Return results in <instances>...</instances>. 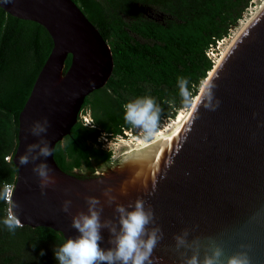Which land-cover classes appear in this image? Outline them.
I'll use <instances>...</instances> for the list:
<instances>
[{
	"label": "water",
	"instance_id": "water-1",
	"mask_svg": "<svg viewBox=\"0 0 264 264\" xmlns=\"http://www.w3.org/2000/svg\"><path fill=\"white\" fill-rule=\"evenodd\" d=\"M0 8L13 19L39 23L53 43L14 127L9 162L17 174L12 200L20 206L16 211L22 224L53 229L65 241L76 238L80 234L72 218L89 214L87 198L96 197L105 225L100 246L108 250L115 247L113 232H120L117 206L131 211L142 199L145 210L154 212L149 233L157 227L163 232L153 264H187L193 255L203 264L216 248L223 251L218 264H227L238 252H246L251 264H264V5L206 84L215 85L211 103L219 101V106L214 111L204 107L205 85L173 149L143 191L130 195L123 156L89 177L62 170L53 154L45 159L38 149L30 154L32 162L19 164L32 144L43 147L44 140L54 149L63 138H76L72 126L82 103L105 85L113 58L107 41L73 0H0ZM45 117L50 122L47 134L31 135V126ZM42 163L55 180L43 189L32 170ZM177 236L184 237L183 246H177Z\"/></svg>",
	"mask_w": 264,
	"mask_h": 264
},
{
	"label": "trees",
	"instance_id": "trees-1",
	"mask_svg": "<svg viewBox=\"0 0 264 264\" xmlns=\"http://www.w3.org/2000/svg\"><path fill=\"white\" fill-rule=\"evenodd\" d=\"M110 46L113 68L105 83L87 95L80 111H88L93 126L78 116L76 138L54 146V160L64 171L93 172L111 160V151L96 144L101 134L114 137L134 130L124 105L150 95L162 109L159 124L176 117L185 106L178 78L189 81L192 105L204 79L214 68L206 56L209 44L228 35L250 0H73ZM157 10L159 17L147 10ZM39 23L13 19L0 8V189L14 186L15 165L9 162L17 114L21 111L52 48ZM9 203L0 200V264H59L54 255L66 241L43 226L23 224L9 231L3 220ZM44 255H41V252Z\"/></svg>",
	"mask_w": 264,
	"mask_h": 264
},
{
	"label": "clouds",
	"instance_id": "clouds-1",
	"mask_svg": "<svg viewBox=\"0 0 264 264\" xmlns=\"http://www.w3.org/2000/svg\"><path fill=\"white\" fill-rule=\"evenodd\" d=\"M8 0H5L7 3ZM189 81L184 77L178 78V87L180 96L182 97L185 106L191 98V93L188 88ZM215 85H206V100L204 107L210 110H215L219 106V101L216 105L211 103L213 98L212 89ZM125 121L143 131L145 138H151L158 131V125L162 113V109L154 97L146 95L138 97L124 105ZM50 122L47 117L43 119V123L36 121L30 128V133L33 136H41L47 134ZM44 144L40 147L39 144H32L27 148L25 154L19 157L20 165H28L30 162V154L34 150H39V155L45 159L51 156L54 149H50L48 142L41 140ZM35 159V158H33ZM33 172L41 178V188L47 187L49 184L55 183L53 177L49 175L52 170L47 163H42L34 167ZM14 186L5 184L0 189V200L9 203L11 206L8 209L7 216L3 220L4 225L11 232H15L17 228L23 227V224L16 211L20 206L18 203H13L12 196ZM89 205L88 213H80L72 218V227L79 232L76 238H67L66 242L58 249H54V255L59 264H153L152 253L157 246L158 240L163 238V232L160 228H153L149 233L147 226L154 221V212L151 208L145 210L144 201L137 199L134 208L127 211L124 206L118 205L116 211L120 216V232L115 237V247L108 250L100 246V241L103 239L101 229L105 227L101 223V212L96 210V205L100 203L96 197H88ZM71 201H65L63 211L68 212ZM157 233H160L157 236ZM177 246L185 244L184 237L177 236ZM223 251L216 248L213 255L205 257L203 264H218ZM44 255V252H41ZM187 264H200L198 255H193ZM227 264H251V259L246 252H238L231 256Z\"/></svg>",
	"mask_w": 264,
	"mask_h": 264
},
{
	"label": "bare ground",
	"instance_id": "bare-ground-1",
	"mask_svg": "<svg viewBox=\"0 0 264 264\" xmlns=\"http://www.w3.org/2000/svg\"><path fill=\"white\" fill-rule=\"evenodd\" d=\"M263 5L261 7H263ZM261 7L243 21L244 25L242 29L235 36H232L231 38L224 37L230 42L222 52L220 51V55L217 56L214 62V68L209 72L208 77L204 79L199 93L213 76L215 70L220 65L231 46L235 43L240 33L247 27L248 23L252 21ZM199 93L194 97L191 107L179 109L178 115L172 120V122H169L166 126L160 128L154 136L148 139L134 137L133 140L135 142H126L128 148H126L123 157H126L127 162L124 169L125 180L128 183L126 188L127 194L130 195L133 192L139 193L143 191L150 175L173 149L175 146V137L182 134L184 122L188 118L190 119L199 98Z\"/></svg>",
	"mask_w": 264,
	"mask_h": 264
},
{
	"label": "rangeland",
	"instance_id": "rangeland-1",
	"mask_svg": "<svg viewBox=\"0 0 264 264\" xmlns=\"http://www.w3.org/2000/svg\"><path fill=\"white\" fill-rule=\"evenodd\" d=\"M263 3H264V0H250V3L248 5V7L244 10V12L242 14V17L237 21V23L235 25H233L229 29L228 35H226V37L227 38H231L232 36H235L242 29V27L244 25L243 21L246 20L247 17L252 15L253 12H256L258 10V8H260L263 5ZM146 12H148L149 15H152V16H155V17H159L161 15L159 13V11H157L155 9L147 10ZM218 41L219 42L216 43V45H218V51H221V52L223 51L224 48L227 47V45L230 42L226 38H222V39H220ZM202 85H203V83H202ZM187 108H189V106ZM178 112H177V114H178ZM174 118H168L166 120H163L158 125V130L160 128H163L164 126H166L169 122H172V120ZM134 136H135V134L134 133H130V132H128L127 135L124 134L123 136H120V137H116V136L108 137L105 134H101L99 136V138H98L99 143L96 144V146H99L101 149H105V150L111 151V160H110V162L105 164V165H102L100 167H97L93 172L87 171L85 169L84 170L83 169H73L72 173L74 175L78 176V177H89V176L94 175L96 173H103L105 170H107L108 168L114 166L115 164H117L119 162L121 156H123L124 152L126 151V148H128L126 146V142H130V141L131 142H135L133 140ZM136 137L145 138V135H144L143 131L140 130L137 133Z\"/></svg>",
	"mask_w": 264,
	"mask_h": 264
},
{
	"label": "built area",
	"instance_id": "built-area-1",
	"mask_svg": "<svg viewBox=\"0 0 264 264\" xmlns=\"http://www.w3.org/2000/svg\"><path fill=\"white\" fill-rule=\"evenodd\" d=\"M218 42L219 41L217 40L216 43H218ZM219 52L220 51H218V45H216V44L215 45L209 44L208 47H207V49L205 50L206 56L213 62V65H214V62H215L217 56L220 55ZM79 117L82 120L83 124L89 125V126H93V124H92L93 123L92 122V118H91V116H90V114H89L88 111H80ZM134 129H135L136 132H134V130L127 129V130H123V134L122 135L117 134L116 137L123 136L124 134L127 135L128 132L134 133L135 134L134 137H136L137 133L141 129L136 128V127H134Z\"/></svg>",
	"mask_w": 264,
	"mask_h": 264
}]
</instances>
